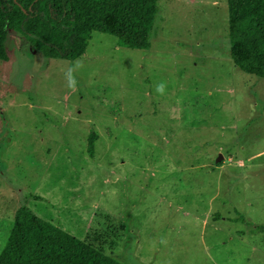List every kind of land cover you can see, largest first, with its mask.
Here are the masks:
<instances>
[{"label":"rangeland","instance_id":"1","mask_svg":"<svg viewBox=\"0 0 264 264\" xmlns=\"http://www.w3.org/2000/svg\"><path fill=\"white\" fill-rule=\"evenodd\" d=\"M156 6L146 50L92 32L46 59L8 31L0 250L26 206L120 264H264V80L229 57L226 0Z\"/></svg>","mask_w":264,"mask_h":264},{"label":"trees","instance_id":"2","mask_svg":"<svg viewBox=\"0 0 264 264\" xmlns=\"http://www.w3.org/2000/svg\"><path fill=\"white\" fill-rule=\"evenodd\" d=\"M157 0H0V62L8 31L46 59L74 61L92 32L119 47L146 50ZM228 54L242 73L264 80V0H226ZM93 137L86 151L93 150ZM33 200L40 197L31 195ZM242 221V218L240 217ZM232 221V220H231ZM256 230L263 231L264 226ZM0 264H120L92 245L19 206L0 250Z\"/></svg>","mask_w":264,"mask_h":264},{"label":"clouds","instance_id":"3","mask_svg":"<svg viewBox=\"0 0 264 264\" xmlns=\"http://www.w3.org/2000/svg\"><path fill=\"white\" fill-rule=\"evenodd\" d=\"M68 86L70 88H74L75 87V79H74V77L71 76L70 73L68 74ZM164 88H165V85L163 83H160V84L157 85L156 90H157V92L163 93Z\"/></svg>","mask_w":264,"mask_h":264},{"label":"water","instance_id":"4","mask_svg":"<svg viewBox=\"0 0 264 264\" xmlns=\"http://www.w3.org/2000/svg\"><path fill=\"white\" fill-rule=\"evenodd\" d=\"M221 159H222L221 155L218 154L217 157H216V159H215V162H219Z\"/></svg>","mask_w":264,"mask_h":264}]
</instances>
